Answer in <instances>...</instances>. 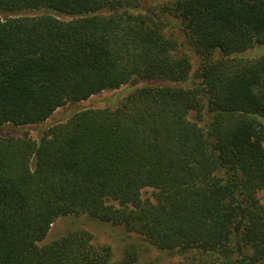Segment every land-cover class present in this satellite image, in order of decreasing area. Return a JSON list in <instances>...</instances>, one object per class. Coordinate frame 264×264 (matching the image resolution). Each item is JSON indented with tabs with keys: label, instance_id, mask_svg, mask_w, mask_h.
Listing matches in <instances>:
<instances>
[{
	"label": "trees",
	"instance_id": "obj_1",
	"mask_svg": "<svg viewBox=\"0 0 264 264\" xmlns=\"http://www.w3.org/2000/svg\"><path fill=\"white\" fill-rule=\"evenodd\" d=\"M145 4L0 0V127L43 123L137 81L168 82L78 111L39 141L0 139V264H138L137 245L115 261L85 229L40 246L68 215L139 233L182 253L178 264H264V55L242 56L264 44V0L174 2L195 50L221 54L195 73ZM192 112L210 116L208 129Z\"/></svg>",
	"mask_w": 264,
	"mask_h": 264
},
{
	"label": "rangeland",
	"instance_id": "obj_2",
	"mask_svg": "<svg viewBox=\"0 0 264 264\" xmlns=\"http://www.w3.org/2000/svg\"><path fill=\"white\" fill-rule=\"evenodd\" d=\"M176 0H146V7L152 8L157 15V19L161 24L163 31L168 37L174 39L179 45V54L189 57L193 73L201 67V65L209 59L214 60L221 57L220 53H215L205 58L198 53L190 43L187 35L181 25L180 19L171 12L170 7L173 6ZM29 14V13H21ZM15 16V15H13ZM0 17H8L7 13L0 11ZM264 55V44L254 45L252 49L242 54L247 58H255ZM193 79L184 83L183 86H190ZM167 81H137L116 90L104 91L100 94L94 95L91 98L81 102H70L63 107H60L55 113L45 122L28 125V126H2L0 127V139L8 136H22L29 133L33 139L39 141L43 133L56 124L65 123L74 113L86 109L98 108H115L119 105L122 99L137 87L144 85H166ZM190 118L196 121L204 129H208L210 123V116L207 114L200 117L196 112L190 114ZM156 190L146 188L143 190V199L155 200ZM261 203L264 205V190L258 193ZM85 229L93 235V244L95 245H109L114 252V260L119 261L125 255V250L129 244L137 245L139 251L138 264H178L184 259V255L180 252H166L156 249L150 244L145 236L128 231L123 226H113L109 223L94 219L88 215H68L58 218L48 234V236L41 242L40 246H45L49 242L57 240L70 231Z\"/></svg>",
	"mask_w": 264,
	"mask_h": 264
}]
</instances>
